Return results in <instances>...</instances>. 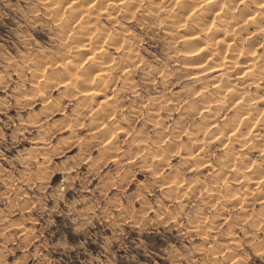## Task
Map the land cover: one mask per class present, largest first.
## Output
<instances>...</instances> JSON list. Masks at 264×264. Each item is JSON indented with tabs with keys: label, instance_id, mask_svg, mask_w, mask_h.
<instances>
[{
	"label": "clouds",
	"instance_id": "9594fccd",
	"mask_svg": "<svg viewBox=\"0 0 264 264\" xmlns=\"http://www.w3.org/2000/svg\"><path fill=\"white\" fill-rule=\"evenodd\" d=\"M0 264H264V0H0Z\"/></svg>",
	"mask_w": 264,
	"mask_h": 264
}]
</instances>
